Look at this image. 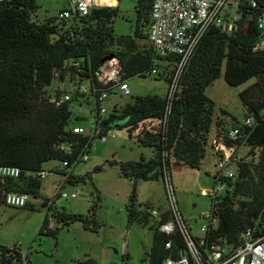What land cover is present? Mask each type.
<instances>
[{
	"label": "trees",
	"instance_id": "16d2710c",
	"mask_svg": "<svg viewBox=\"0 0 264 264\" xmlns=\"http://www.w3.org/2000/svg\"><path fill=\"white\" fill-rule=\"evenodd\" d=\"M153 1L136 0L137 24L133 35L128 36H118L114 31L118 7L96 8L88 16L69 20L59 17L41 20L38 0L0 1V168L14 166L21 170L20 179L12 182L10 191L39 196L42 179L38 174L44 171L46 162L53 160L69 161V166L60 173L69 176L70 184L90 177L89 174L77 177L70 171L86 153V146L90 147L87 153L91 151L96 139L90 134H74L71 129L75 125L82 126L81 118L74 120L73 108L75 103H82L79 97L84 96L75 93L71 102L59 108L51 104L49 98L53 94L48 89L57 79L63 82L69 78L77 86L85 82L94 84L101 66L116 57L122 64L124 81L136 76L160 75L171 83L177 60L158 57L148 42ZM241 9L242 18L235 31L228 34L212 27L205 34L184 69L171 101L167 93L134 97L124 106H115L104 118L91 116L89 119L99 135L113 128L127 130L139 145L153 150L150 159L109 162L119 167L123 179L134 183L126 207L128 226L149 227L152 231L153 245L144 264H163L170 255L166 249L169 240L174 241L173 254L178 256L184 241L178 231L167 236L157 225H150L153 209L148 203L138 201L137 183L163 182L166 170L172 172L174 163L201 168L216 123V104L207 95V89L222 76L230 87L254 80L240 94L245 116L253 117L254 124L243 129L240 142L248 148L247 162L240 165L235 181L229 183L231 189L217 206L211 203L218 227L207 234V240L236 247L242 243V235L248 228L253 229L255 237L262 233L264 53L256 50L260 42L259 10ZM160 60L166 61L162 73L159 72ZM85 104L90 105L91 101L85 100ZM65 144H74L72 155L56 150L57 145ZM55 211L57 220L64 226L79 221L86 229H91L92 225L97 227L94 216ZM167 220L168 214L163 215V222ZM48 225L47 214L39 235L57 234L58 231L52 232ZM0 250L3 253L0 264H23L19 248L0 246ZM129 259L127 254L122 264H127ZM88 264L96 262L89 260Z\"/></svg>",
	"mask_w": 264,
	"mask_h": 264
},
{
	"label": "rangeland",
	"instance_id": "374dc122",
	"mask_svg": "<svg viewBox=\"0 0 264 264\" xmlns=\"http://www.w3.org/2000/svg\"><path fill=\"white\" fill-rule=\"evenodd\" d=\"M234 0H229L233 3ZM38 17L41 20L49 17H59L60 12L68 7L67 0H39ZM136 0H119L118 16L114 22V31L118 36L133 35L137 24ZM233 14V9L228 8ZM165 60H160L159 72H163ZM254 80H250L238 87H230L223 76L207 89V95L216 104V121L228 128L242 126L245 121V110L240 94L250 87ZM132 90L131 97H123L118 92L110 97L107 108L121 107L132 102L134 97L148 95H166L168 82L160 75L151 77L136 76L128 80ZM75 86L69 78L61 82L57 79L49 92L55 94L73 93ZM96 109L94 103L81 106L75 103L73 108L74 120L79 122L86 131L93 136L94 128L90 118ZM224 111V112H222ZM109 114V113H108ZM210 142L207 147L206 158L200 169H192L180 163L172 165L173 182L179 208L191 228L195 237H203L201 228L208 222L204 215L211 211V198L203 195V191H210L214 186V177L219 172L217 157L213 155ZM88 160L77 163L71 172L74 176L90 175L85 181L77 184L66 183L62 193L77 195L74 199L56 198L51 208L45 205L52 200L54 193L63 181L62 176L52 171H62L60 161H48L43 170L50 172L42 179L39 196H30L25 207L0 205V246L19 248L25 254L23 264H88L94 260L96 264H122L124 256H130L127 264H144L143 260L153 245V234L149 227L139 225L128 226L127 202L134 187V183L121 177L117 165L109 162L140 161L142 157L150 159L152 150L142 147L136 138H130L127 130L113 128L106 143L94 140ZM243 147V146H242ZM247 154L248 148H242ZM97 167L102 170L97 171ZM138 201L145 204L149 200L154 204L153 210L160 212L167 210L164 184L162 181L137 183ZM149 204V203H148ZM33 208V209H31ZM55 210L67 214L80 216H94L97 227L92 225L86 229L83 223L77 221L70 226H64L57 220ZM49 224L56 235H39L46 215ZM150 225H157L152 219ZM22 264V263H13Z\"/></svg>",
	"mask_w": 264,
	"mask_h": 264
},
{
	"label": "built area",
	"instance_id": "2783aa9c",
	"mask_svg": "<svg viewBox=\"0 0 264 264\" xmlns=\"http://www.w3.org/2000/svg\"><path fill=\"white\" fill-rule=\"evenodd\" d=\"M67 1L68 7L60 12V20L85 17L93 9L116 8L119 3V0ZM259 4L262 5L258 0H236L234 3H229V0L153 1L148 42L158 57H173L177 60L176 71L167 91L170 101L175 96L184 69L205 34L212 27L221 28L223 32L228 34L235 31L238 22L242 18L241 7L259 10L257 28L260 34V42L256 50L264 53V8H260ZM262 6L264 7V5ZM229 7L233 9V14L228 12ZM121 70L122 64L120 60L112 57L101 66L97 81L94 84L85 82L77 86L73 83L75 86L73 93L53 94L49 101L59 108L71 102L73 96L77 93L80 96H84L79 97L82 101L81 106L85 104V100L91 101V104L94 103L96 105L92 116L104 118L111 111L107 108L111 96L118 92L123 97L132 96L128 81H124L121 78ZM155 74L156 71H153L152 75ZM253 124L254 118L249 115L242 126L223 128L211 139L212 153L218 158L217 168L219 172L215 175L216 179L213 188L210 191H203V195L211 198V203L214 206H217L227 190L231 189L229 183L235 181L240 165L248 160L247 154L242 152V148L246 146L240 145V142L243 138V129L251 127ZM71 129L77 135L86 136L89 134L83 126L75 125ZM110 132L105 135H99L95 132L91 137L106 143ZM94 144L95 142L93 141L92 147ZM89 148V146L85 147L86 153L79 157L77 163L88 160L87 151ZM56 150L65 155H72L74 144L57 145ZM61 165L63 170H65L69 166V161L61 162ZM60 172L62 171H58V174L62 176L63 181L57 187L53 199L48 200V208L52 207L56 198L68 200L77 197L75 193L71 195L62 193L64 186L68 183L69 176ZM49 173L44 170L38 176L43 179ZM20 177L21 170L18 167L4 166L0 168V205L17 208L27 205L30 198L29 194L9 190L12 182L18 181ZM163 184L167 210L161 213L153 210L152 216L156 219L157 226L162 233L167 236H173L178 231L184 241V248L179 250V254L176 257L173 254L174 241L169 240L166 243V249L170 251V255L163 264H264V224L262 233L258 237H255L253 229L248 228L242 235V243L236 247L227 246L221 242L209 243L207 234L218 227L215 209H211L209 213L204 215L208 225L201 228V232L204 234L203 237H195L179 208L172 172L169 170L165 172ZM165 214H168V220L163 222V215ZM52 225H48L49 230L52 229ZM2 254L0 250V261ZM21 255L24 262L26 256L22 252Z\"/></svg>",
	"mask_w": 264,
	"mask_h": 264
},
{
	"label": "crops",
	"instance_id": "0c3cea01",
	"mask_svg": "<svg viewBox=\"0 0 264 264\" xmlns=\"http://www.w3.org/2000/svg\"><path fill=\"white\" fill-rule=\"evenodd\" d=\"M236 0H234L233 1V3L235 2ZM217 122H218V120L216 121V123L214 124V126H213V128H212V131H211V133L214 131V135L215 134H217L218 132H220V130H222L223 128H228L227 127V125H223V124H221V126H218V124H217ZM213 135V136H214ZM210 137H211V134H210ZM152 155H151V157L150 158H152L153 157V150H152V153H151ZM145 203H149V205L154 209L155 208V206H154V204L153 203H151L149 200H147V201H144ZM143 204V203H142ZM165 211V210H164ZM164 211H160V213L161 212H164Z\"/></svg>",
	"mask_w": 264,
	"mask_h": 264
},
{
	"label": "water",
	"instance_id": "95a60500",
	"mask_svg": "<svg viewBox=\"0 0 264 264\" xmlns=\"http://www.w3.org/2000/svg\"><path fill=\"white\" fill-rule=\"evenodd\" d=\"M262 5H264V0H258ZM249 114L247 116H245V119H248Z\"/></svg>",
	"mask_w": 264,
	"mask_h": 264
}]
</instances>
